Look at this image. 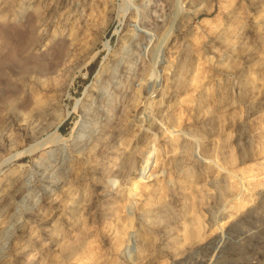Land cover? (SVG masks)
Masks as SVG:
<instances>
[{
  "label": "rangeland",
  "instance_id": "1",
  "mask_svg": "<svg viewBox=\"0 0 264 264\" xmlns=\"http://www.w3.org/2000/svg\"><path fill=\"white\" fill-rule=\"evenodd\" d=\"M0 264H264V0H0Z\"/></svg>",
  "mask_w": 264,
  "mask_h": 264
},
{
  "label": "bare ground",
  "instance_id": "2",
  "mask_svg": "<svg viewBox=\"0 0 264 264\" xmlns=\"http://www.w3.org/2000/svg\"><path fill=\"white\" fill-rule=\"evenodd\" d=\"M162 16V15H161ZM158 22V21H157ZM156 22V23H157ZM44 37H37L36 39H34V40H32V43H33V45H34V49L35 48H37V47H39V48H41L43 45H44V39H43ZM38 48V49H39ZM43 48V47H42ZM36 51V50H35ZM37 53V52H36ZM49 70V69H48ZM45 72V71H44ZM43 73V72H42ZM153 151V150H152ZM152 154V153H151ZM150 160H151V155L148 157V159H147V164H146V167L144 168V170H147L148 169V171H150L151 169H152V167L154 166V162H150ZM156 166V165H155ZM155 169V167L153 168V170ZM153 170H152V172H151V175H153V174H155V172H153ZM147 171V172H148ZM145 172V171H144ZM143 172V173H144ZM157 174V173H156ZM150 175V176H151ZM145 176V175H144ZM149 176V177H150ZM148 178V177H147Z\"/></svg>",
  "mask_w": 264,
  "mask_h": 264
}]
</instances>
